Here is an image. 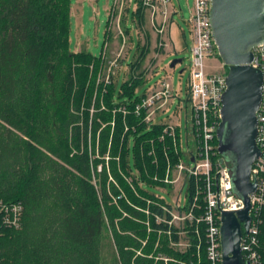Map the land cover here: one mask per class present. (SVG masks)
<instances>
[{"label": "trees", "instance_id": "1", "mask_svg": "<svg viewBox=\"0 0 264 264\" xmlns=\"http://www.w3.org/2000/svg\"><path fill=\"white\" fill-rule=\"evenodd\" d=\"M145 8L138 0L133 15L142 18ZM70 10L71 0H0V201L22 205L20 224L0 228V264H181L191 257L170 244L179 239L178 227L144 188L158 161L163 175L165 152L175 162L181 152L160 140L166 122H145L144 109L136 114L146 88L139 95L135 80L99 90L94 128L98 119L115 123L108 159H95L101 169L92 180L80 134L87 133L104 60L69 49ZM121 111L134 130L124 133ZM111 130L101 129V152Z\"/></svg>", "mask_w": 264, "mask_h": 264}, {"label": "built area", "instance_id": "2", "mask_svg": "<svg viewBox=\"0 0 264 264\" xmlns=\"http://www.w3.org/2000/svg\"><path fill=\"white\" fill-rule=\"evenodd\" d=\"M209 1L194 0L188 19L192 37L189 48L188 100L192 105L197 152L190 155V160L193 158L191 166H186L181 157L175 165L177 172L185 175L184 179H194L195 192L192 200L185 202L183 206L177 204L174 208L167 204V212L170 214L167 223L176 225L174 221L180 220L181 224V228L176 225L179 239L170 238V244L191 257L181 264H223L220 242L221 212L244 207L243 199L233 191L230 167L225 161H221L222 157L217 150L216 130L221 119V99L226 88L227 70L208 71L206 67L207 59L218 56L209 24ZM141 2L150 11L153 27L163 34L166 23L175 13L171 0ZM250 64L262 71V91L256 113L255 137L260 154L253 161L250 170V180L255 181L256 188L249 193L250 221L247 231L243 230L240 249L247 264H264V44L253 48ZM221 66L223 68L225 65L221 62ZM158 83L159 90L142 98L135 107L138 115L142 109L145 110V122H150L156 110L163 108L171 96L170 83L165 79ZM176 128L177 126L166 125L164 135H170L177 152L179 146ZM164 135H161L163 139ZM21 214L22 205L19 203L0 201V228L18 226Z\"/></svg>", "mask_w": 264, "mask_h": 264}, {"label": "rangeland", "instance_id": "3", "mask_svg": "<svg viewBox=\"0 0 264 264\" xmlns=\"http://www.w3.org/2000/svg\"><path fill=\"white\" fill-rule=\"evenodd\" d=\"M137 1L132 0L127 3L126 9L127 0H71L69 49L72 51L84 49L97 56L101 53V59L104 60L96 74L92 105L89 110L87 133L84 130L81 131L80 146L82 149L85 146V142L87 144L91 157L92 180L96 183L101 166L98 165L97 169H95L94 162L95 159L101 157V154H103V157L107 161V154L110 152L112 131L115 123L114 119L110 122H102L98 119L100 126L96 130L94 128V103L98 98L99 90L102 89L104 91V87L113 81L119 86L122 81L130 84L135 80L136 85L134 91L140 95L142 94L143 88H146L144 92L146 97H148L153 92L159 90L160 86L158 82L160 80H167L172 86L171 96L163 108L156 110L150 124L166 122L167 126H177V141L181 154L177 155V161L175 162L168 154L166 155V152L164 153L166 164L163 175H160V165L158 157L155 154L153 161H158V163L156 162V169L158 171L154 172L151 176L153 182L150 184L152 185L144 184V188L152 194H155L154 197L157 198L155 202H162L159 204H163L161 207L166 212V203L176 208L175 206L177 204L183 206L188 201L186 196L191 187L190 178L184 179L185 175L177 172L175 165L179 162V157H181L182 162L186 166H191L192 161L190 160V155L191 153L197 152V142L192 119V105L188 100V78L190 73L189 48L192 44L188 19L194 5V0H171L175 13L172 15V19L166 23L164 34L159 33L153 27L151 20L148 23H144L142 18H139L136 13L133 15L135 25H137V28H135L132 21V14ZM125 17L126 22L124 21ZM124 22L129 34H126L124 31V27L122 26ZM166 30H168L167 34L169 36L165 34ZM175 58H181L182 60L172 67L170 63ZM221 62L218 56L207 59V70H227L226 66L222 68ZM92 67L93 63L90 65V68ZM121 93L123 94L122 89ZM100 105L102 109L105 108L103 97L100 98ZM121 106L123 105L115 106L112 112L120 111L119 108ZM82 110H84L83 107H81L79 112L81 113ZM121 112L123 115L124 133L128 128L134 130L136 126L129 127L128 122L124 118L127 113L124 111ZM107 124H110L112 130L109 134L106 149L104 152H101V129L104 126L106 127ZM164 128H162V134L159 136L164 135ZM166 136L168 135H164L165 143L167 145L172 143L175 151L174 141L170 135L167 138L170 140L167 141ZM161 138L160 140L163 139ZM149 142L153 149V138ZM128 146L132 148V137L128 139ZM165 149L164 146V151H166ZM129 161L131 164L133 163L132 155H130ZM130 172L132 171L130 170ZM192 186L191 191L194 194V179ZM149 202H153V200ZM157 219L161 220L160 217H157ZM174 224L181 228L180 220H175Z\"/></svg>", "mask_w": 264, "mask_h": 264}, {"label": "water", "instance_id": "4", "mask_svg": "<svg viewBox=\"0 0 264 264\" xmlns=\"http://www.w3.org/2000/svg\"><path fill=\"white\" fill-rule=\"evenodd\" d=\"M209 24L218 56L227 68L217 150L221 161L232 164V188L244 201L242 209L221 212L222 263L247 264L240 241L250 221L249 193L256 188L250 170L260 154L255 137L262 91V71L250 62L253 48L264 44V0H210ZM181 60L173 59L170 66Z\"/></svg>", "mask_w": 264, "mask_h": 264}, {"label": "crops", "instance_id": "5", "mask_svg": "<svg viewBox=\"0 0 264 264\" xmlns=\"http://www.w3.org/2000/svg\"><path fill=\"white\" fill-rule=\"evenodd\" d=\"M115 1V0H114ZM132 0H127V2H126V9H127V3H129V2H131ZM123 3H124V1H123ZM137 3H138V1L136 2V6H135V9L137 8ZM135 9H134V11H135ZM110 10V9H109ZM126 11V10H125ZM134 11H133V13H134ZM122 14V13H121ZM125 14H126V12H125ZM126 17H127V15H126ZM126 17H125V22H126ZM134 16H133V14H132V21H133V24H134V26H135V28H137V25H135V22H134ZM149 20H151L150 19V11H149V9L148 8H145V9H143V16H142V21L145 23V22H149ZM125 22H124V24H122V25H124L125 26ZM169 28V27H168ZM167 32H168V30H166V32H165V34H167ZM149 33V32H148ZM164 34V33H163ZM168 36H169V34H167ZM167 44V43H166Z\"/></svg>", "mask_w": 264, "mask_h": 264}]
</instances>
